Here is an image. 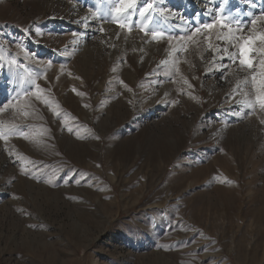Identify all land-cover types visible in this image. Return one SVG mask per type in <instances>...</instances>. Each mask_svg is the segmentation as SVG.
<instances>
[{"label":"rangeland","instance_id":"obj_1","mask_svg":"<svg viewBox=\"0 0 264 264\" xmlns=\"http://www.w3.org/2000/svg\"><path fill=\"white\" fill-rule=\"evenodd\" d=\"M119 2L0 0V264H264V0Z\"/></svg>","mask_w":264,"mask_h":264},{"label":"snow or ice","instance_id":"obj_2","mask_svg":"<svg viewBox=\"0 0 264 264\" xmlns=\"http://www.w3.org/2000/svg\"><path fill=\"white\" fill-rule=\"evenodd\" d=\"M136 3V0H120V2L116 5V7L113 9V12L116 14L125 13L128 9L133 8L134 4ZM152 3H147L146 6L139 8V16L141 18H146L148 21L151 22L152 16L149 15L146 17V13L149 12L150 9L153 8ZM257 21H264V14L261 16H258L257 18L253 19L251 21V24L253 25V28L251 31L253 32L252 35H249L247 37L240 36L237 38L235 34L232 31V28L227 23L226 20L221 15H217L215 20L211 23L203 24L202 29L203 30H213L217 27L220 28H226L228 30L227 36H223L220 34H217V38L223 41L224 39L228 40H237V44L235 45L239 49V65L241 66V71L246 67L247 69H252L254 60H253V53L259 52V55L261 59L259 60V71L252 74V83L253 87L257 93L256 95V101L259 102V107L264 110V46L257 49L255 47V44L257 41H260L262 45H264V32L257 33L255 31V26L257 25ZM119 27L124 28L125 25L123 23H119ZM237 24V27L239 25V21H235ZM201 28H196L195 31L192 33V35H189L186 37L188 41H192L194 37L202 31ZM142 31L145 29H141ZM103 31V29H101ZM161 35V32L159 31H153L152 37L155 40L158 36ZM184 39V38H182ZM207 39V38H206ZM209 48H213L214 51H219L220 49L218 47L214 48V46L209 43ZM224 56L222 58L232 59L235 60L236 54L230 53L227 48L223 49ZM247 81H241L240 83H246ZM187 83V81H185ZM75 92L76 90L73 89ZM246 95V94H245ZM244 103L251 108L255 107V104L251 101H244ZM239 115V113L237 114ZM261 124H264V119L260 121Z\"/></svg>","mask_w":264,"mask_h":264}]
</instances>
